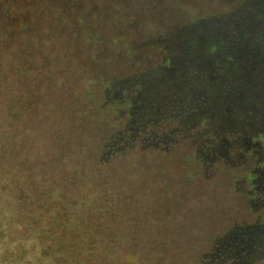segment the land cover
<instances>
[{
    "label": "trees",
    "instance_id": "1",
    "mask_svg": "<svg viewBox=\"0 0 264 264\" xmlns=\"http://www.w3.org/2000/svg\"><path fill=\"white\" fill-rule=\"evenodd\" d=\"M50 41L56 56L32 62ZM59 56L91 112L115 114L110 142L92 148L103 154L95 188L81 185L79 152L92 149L60 122L29 125L48 114L39 79L56 78ZM69 111L89 119L86 108ZM45 137L54 140L34 150ZM153 138L156 150L188 145V164L249 159L243 177L264 207V0H0V264H154L151 248L120 234V209L101 190L103 167ZM255 224L198 264L259 261L264 221Z\"/></svg>",
    "mask_w": 264,
    "mask_h": 264
},
{
    "label": "rangeland",
    "instance_id": "2",
    "mask_svg": "<svg viewBox=\"0 0 264 264\" xmlns=\"http://www.w3.org/2000/svg\"><path fill=\"white\" fill-rule=\"evenodd\" d=\"M62 40L59 38L57 42L63 43ZM51 44L52 41L42 51H33L30 60L35 64L44 61L46 56L51 60L56 56ZM51 69L55 70L56 78L46 82L42 77L38 85V90L43 93L40 95L41 109L48 114L43 118L32 117L29 125L49 128L60 122L66 133L84 142L87 149L105 146L117 129L114 112H91L92 105L84 102L81 92L83 80L71 72L63 56L54 60ZM33 77L27 81L30 88L36 90L38 86L33 83ZM70 108L88 109L89 119L80 120L75 113L70 116L63 112H71ZM89 121L93 123L87 125ZM53 140L52 137L40 138L34 150H40ZM148 140L125 145V155L103 167L107 177L101 190H110V204L120 209V234L128 240L138 239L146 248H151L157 255L154 264H198L217 241L237 235L236 244L243 233L241 229L248 237V232H255V223L264 221L263 203L250 197L249 186L243 177L250 169L249 159L242 167H237L231 156L227 161L234 168H226L205 154L202 156L209 163L202 159L203 164L199 161L188 164L184 157L185 153H192L188 145L168 150L164 149L168 148L164 143L161 150H156L154 146L160 141ZM93 149L89 154L79 152L80 159H85L81 185L87 189H91L88 185L95 188L94 165L103 156ZM164 257H169V261ZM252 264H264V257Z\"/></svg>",
    "mask_w": 264,
    "mask_h": 264
}]
</instances>
